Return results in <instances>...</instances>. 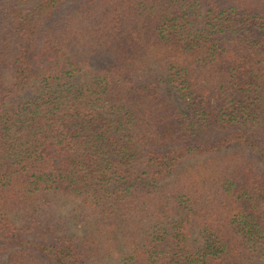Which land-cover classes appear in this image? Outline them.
<instances>
[{
    "label": "trees",
    "instance_id": "1",
    "mask_svg": "<svg viewBox=\"0 0 264 264\" xmlns=\"http://www.w3.org/2000/svg\"><path fill=\"white\" fill-rule=\"evenodd\" d=\"M0 264H264V0H0Z\"/></svg>",
    "mask_w": 264,
    "mask_h": 264
}]
</instances>
